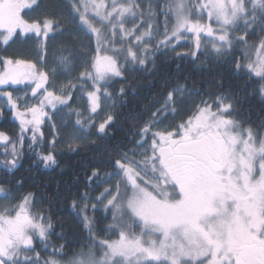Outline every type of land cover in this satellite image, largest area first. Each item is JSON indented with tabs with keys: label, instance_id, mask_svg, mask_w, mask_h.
Wrapping results in <instances>:
<instances>
[{
	"label": "snow or ice",
	"instance_id": "6c2138e0",
	"mask_svg": "<svg viewBox=\"0 0 264 264\" xmlns=\"http://www.w3.org/2000/svg\"><path fill=\"white\" fill-rule=\"evenodd\" d=\"M39 6L0 0V115L6 107L20 127L17 139L0 131V264H264V117L253 124L239 107L240 93L264 104V0H72V22L88 41L79 46L49 45L64 29L55 17L26 15ZM28 40L34 59L5 54ZM189 40L176 57L226 65L237 90L222 91V79L216 93L187 76L165 81L158 106L135 119L127 143L106 150L73 198L84 234L73 245L17 176L26 134L32 167L45 169L58 166L62 131L70 153L109 139L127 95L112 84L151 72L157 56ZM20 86L24 94L14 95ZM65 108L47 151L36 150L44 124Z\"/></svg>",
	"mask_w": 264,
	"mask_h": 264
},
{
	"label": "trees",
	"instance_id": "16d2710c",
	"mask_svg": "<svg viewBox=\"0 0 264 264\" xmlns=\"http://www.w3.org/2000/svg\"><path fill=\"white\" fill-rule=\"evenodd\" d=\"M39 5L37 9L47 13L50 17L65 19V16L71 17L72 15L71 5L66 0H39ZM2 47L0 45V48ZM20 50L27 51L28 48L23 44L21 46L17 41L8 48L5 54L11 55ZM201 61L193 63L190 57L177 58L159 55L155 59V68L151 72L145 70L127 72L125 74L127 79L117 80L111 86L117 95L122 86L127 89V95L121 97L115 108L119 119L110 129L114 135L109 139L98 140L95 147L88 144L86 148H81L76 153L56 149L57 153H62L57 155L58 166L50 169H45L42 164L32 167L34 153H29L27 147L31 142L28 140L25 143V156L17 176H23L25 188L37 191L38 199L44 200L43 206L50 208L57 233L63 230L67 233L68 241H71L73 245L79 244L80 237L84 234L80 230L75 213L70 208L73 198L77 197L78 193L87 190V177L93 167L101 166V158L107 160L106 150L119 148L123 143H127L126 135L135 119L146 109L154 110V106H158L157 102L161 99L158 94L165 81L175 83L179 79L183 82L184 77L187 76L189 77L188 84H195L199 91L216 93V81L222 79V91L235 92L237 90L238 80L226 65L210 61L204 56L201 57ZM149 68H152L151 64ZM193 99L198 100V97H193ZM239 102L241 116L245 120L258 124L264 117V110H262L264 104L258 96H244L240 93ZM0 131L7 133L13 139L19 133V127L12 113L6 108L0 115ZM46 138L48 140V136ZM47 140L40 146L45 151L48 149ZM111 154L114 156V153ZM91 187L95 189V185ZM91 214L89 208V215ZM64 242V240L51 238V243L57 247Z\"/></svg>",
	"mask_w": 264,
	"mask_h": 264
},
{
	"label": "rangeland",
	"instance_id": "374dc122",
	"mask_svg": "<svg viewBox=\"0 0 264 264\" xmlns=\"http://www.w3.org/2000/svg\"><path fill=\"white\" fill-rule=\"evenodd\" d=\"M68 3H72V0H66ZM26 15L27 16H31V17H43L45 15H47V13L43 12V11H40V9H34V10H31V11H28L26 10ZM65 19H62L61 17H57L56 19H58L60 21V24L62 26V28L64 29V31L60 34H53L55 35V39L54 40H49V45H52V44H56L57 46H59V44L61 43H66V44H69V45H76V46H79V44L82 42L84 44H87L88 41L87 39L84 38V35L82 32H79L75 25L73 24L72 22V15L71 17L69 16H65L64 17ZM77 20H78V17H77ZM130 26V25H129ZM59 32V29L57 30ZM21 44V43H20ZM23 45L28 48L27 51L29 52H32V55L28 56L27 58L29 59H34L35 58V54H34V51H33V48H34V42L33 40H28L26 41L25 43H23ZM3 46V45H2ZM22 46V44H21ZM192 41L189 40L187 41L186 43L185 42H181V45L180 47H177L176 49V52H168L166 53L165 55L167 57H176V53L177 52H187L189 51L191 48H192ZM63 82V81H62ZM15 87V86H13ZM23 86H20V90H17L14 95H19V96H22L24 93H23V90H22ZM11 90V89H9ZM111 91L116 94L115 91H113L111 89ZM77 106L76 103H73L72 107L75 108ZM86 106V105H85ZM6 108V107H5ZM69 111L68 108H65L63 109L62 111H59L55 114V116L53 117V120L50 122V123H45L44 126H43V131H44V141L47 140L46 136H48V140H47V143L49 140L52 139V128H51V124L52 123H55L57 125V127H60L62 122H66L67 121V112ZM104 118V113L101 112L100 113V116L97 117V121H99L100 119H103ZM14 119V118H13ZM75 119V117H73V120ZM14 121L17 123L18 127H19V121L15 120ZM67 131V130H65ZM65 131H62L60 133V140L57 144V150H62V151H66V145L64 143V136H65ZM95 130L93 129V132ZM19 134H20V127H19V133L17 135V137L15 139H17L19 137ZM31 136V133H27L26 134V138H25V143L28 142V137ZM43 141V142H44ZM28 147V146H27ZM24 150H25V144H24ZM3 159L2 156H0V159Z\"/></svg>",
	"mask_w": 264,
	"mask_h": 264
},
{
	"label": "flooded vegetation",
	"instance_id": "af4514ba",
	"mask_svg": "<svg viewBox=\"0 0 264 264\" xmlns=\"http://www.w3.org/2000/svg\"><path fill=\"white\" fill-rule=\"evenodd\" d=\"M31 142V141H30ZM40 146H42V144L41 145H37V147H36V150H39V148H40ZM2 150H3V148H0V152H2ZM2 159V158H1Z\"/></svg>",
	"mask_w": 264,
	"mask_h": 264
}]
</instances>
